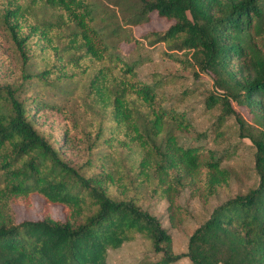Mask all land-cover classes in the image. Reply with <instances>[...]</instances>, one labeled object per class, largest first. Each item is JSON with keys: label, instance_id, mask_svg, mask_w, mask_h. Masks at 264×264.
Wrapping results in <instances>:
<instances>
[{"label": "trees", "instance_id": "trees-1", "mask_svg": "<svg viewBox=\"0 0 264 264\" xmlns=\"http://www.w3.org/2000/svg\"><path fill=\"white\" fill-rule=\"evenodd\" d=\"M132 1L126 14L96 0L0 3V29L15 53L12 79L0 82V264H107V251L137 234L150 241L145 264L181 256L264 264V0ZM151 14L167 26L141 38L188 62L193 75H208L203 104L218 108L215 134L232 115L253 147L256 182L246 190L227 193L232 172L222 160L231 150L203 145L206 132L183 137L189 121L166 103L161 79L137 74L149 58H129L142 39L127 24ZM40 109L62 115L60 133L39 125ZM82 134L85 154L72 164L64 149ZM192 181L206 196L227 194L174 252L150 205L165 200L176 223L185 215L178 195ZM30 194L42 198L41 215L15 220L11 204L29 207ZM51 204L62 219L50 215Z\"/></svg>", "mask_w": 264, "mask_h": 264}, {"label": "rangeland", "instance_id": "rangeland-1", "mask_svg": "<svg viewBox=\"0 0 264 264\" xmlns=\"http://www.w3.org/2000/svg\"><path fill=\"white\" fill-rule=\"evenodd\" d=\"M3 0H0L2 3ZM108 12H119L126 14L134 9L135 3L132 0H96ZM34 12H42L35 9ZM130 33L135 38H141L142 34L149 30L162 29L167 26V21L154 14L149 20L140 24H127ZM142 39V38H141ZM126 48L129 45H125ZM160 49L164 50L161 43L147 44L141 40V45L129 53V58L138 55L148 56L137 67V74L145 79H161V90L166 97V103L172 104L173 108L182 110L187 117L189 124L183 132V137L193 140L197 132H206L207 136L202 139L203 145L217 151V154L224 148L231 150L228 157H223L222 164L231 169V178L228 183L227 193L233 194L237 191H244L256 182V174L253 168V147L248 138L237 135V124L232 115L228 116L217 131L213 130V122L218 114V108H205L203 98L211 89L212 83L208 75L199 73L195 76L191 72L188 62H183L163 56ZM180 55L179 53H175ZM182 56V55H181ZM15 53L10 40L0 29V82L10 81L14 68ZM184 95L182 92L186 89ZM243 117L251 122L249 115ZM62 115L51 109H40L37 112L39 125L49 132H59L61 129ZM80 139L75 141L72 147L64 149V158L72 164L78 163L84 157V150L81 147ZM225 191L221 190L215 196H206L199 183L192 181L188 187H184L179 195L178 202L185 209V215L179 216L176 223H170L167 217V202L160 199L150 205V209L160 218L162 225L167 227L172 238V249L174 252L185 250L187 236L190 231L201 222L208 214L213 205L223 200ZM30 206L25 207L19 204H11L14 219L37 218L41 215L42 198L37 194H30ZM49 213L54 218L62 219L64 213L59 204H51ZM152 258L150 241L142 234H137L131 240L123 242L119 247L107 251V264H145ZM172 264H192L186 256H181Z\"/></svg>", "mask_w": 264, "mask_h": 264}]
</instances>
